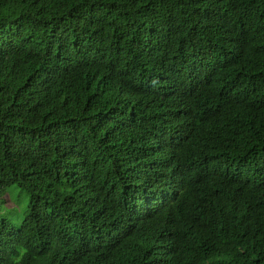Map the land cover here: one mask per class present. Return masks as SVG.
<instances>
[{
    "label": "trees",
    "instance_id": "obj_1",
    "mask_svg": "<svg viewBox=\"0 0 264 264\" xmlns=\"http://www.w3.org/2000/svg\"><path fill=\"white\" fill-rule=\"evenodd\" d=\"M0 264H264V0H0Z\"/></svg>",
    "mask_w": 264,
    "mask_h": 264
},
{
    "label": "rangeland",
    "instance_id": "obj_2",
    "mask_svg": "<svg viewBox=\"0 0 264 264\" xmlns=\"http://www.w3.org/2000/svg\"><path fill=\"white\" fill-rule=\"evenodd\" d=\"M29 194L18 186L9 188L0 204V218L12 225L21 226L25 221Z\"/></svg>",
    "mask_w": 264,
    "mask_h": 264
}]
</instances>
